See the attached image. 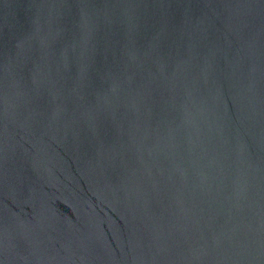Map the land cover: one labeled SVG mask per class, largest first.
<instances>
[{"label":"water","instance_id":"1","mask_svg":"<svg viewBox=\"0 0 264 264\" xmlns=\"http://www.w3.org/2000/svg\"><path fill=\"white\" fill-rule=\"evenodd\" d=\"M0 264H264V0H0Z\"/></svg>","mask_w":264,"mask_h":264}]
</instances>
